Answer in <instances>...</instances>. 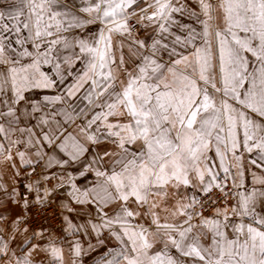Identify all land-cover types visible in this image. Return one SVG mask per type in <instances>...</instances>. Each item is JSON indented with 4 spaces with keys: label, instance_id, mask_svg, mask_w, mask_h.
I'll return each mask as SVG.
<instances>
[{
    "label": "snow or ice",
    "instance_id": "snow-or-ice-1",
    "mask_svg": "<svg viewBox=\"0 0 264 264\" xmlns=\"http://www.w3.org/2000/svg\"><path fill=\"white\" fill-rule=\"evenodd\" d=\"M0 264H264V0H0Z\"/></svg>",
    "mask_w": 264,
    "mask_h": 264
}]
</instances>
